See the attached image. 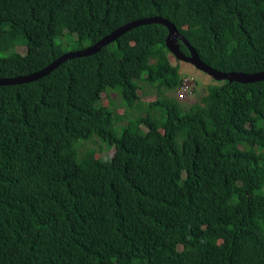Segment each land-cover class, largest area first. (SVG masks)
<instances>
[{
    "label": "trees",
    "instance_id": "trees-1",
    "mask_svg": "<svg viewBox=\"0 0 264 264\" xmlns=\"http://www.w3.org/2000/svg\"><path fill=\"white\" fill-rule=\"evenodd\" d=\"M154 17L214 70L264 71V0H0V79ZM167 36L141 25L0 86V264H264V81H217L184 108L164 94L184 80ZM109 92L143 112L115 114ZM93 135L112 156L79 155Z\"/></svg>",
    "mask_w": 264,
    "mask_h": 264
},
{
    "label": "water",
    "instance_id": "water-1",
    "mask_svg": "<svg viewBox=\"0 0 264 264\" xmlns=\"http://www.w3.org/2000/svg\"><path fill=\"white\" fill-rule=\"evenodd\" d=\"M148 24H161L168 29V36L166 38V46L169 52L177 59L182 62L189 63L193 65L196 69L206 73L209 77L214 79L215 81H228V82H238V83H254L264 81V71L259 73L253 74H245L240 72H219L217 70L208 67L204 64L201 59L199 58L198 54L196 53L195 49L188 43V41L181 36L178 31L176 30L175 26L167 20L160 19L158 17L154 18H147V19H140L128 23L124 26L119 27L118 29L114 30L112 33L107 35L106 37L102 38L100 41L95 43L92 46L87 47L84 50L66 53L54 60L48 66L43 68L42 70L15 78H8V79H0V86H9V85H18L23 83H29L36 81L49 73H51L54 69H56L60 64L65 61H68L72 58L78 57H86L97 53L102 47L114 42L117 38H119L124 33L130 31L133 28H136L141 25H148ZM179 41H181L185 47L188 49L189 54L185 55L179 47Z\"/></svg>",
    "mask_w": 264,
    "mask_h": 264
},
{
    "label": "rangeland",
    "instance_id": "rangeland-1",
    "mask_svg": "<svg viewBox=\"0 0 264 264\" xmlns=\"http://www.w3.org/2000/svg\"><path fill=\"white\" fill-rule=\"evenodd\" d=\"M58 43L63 42L64 49L66 52H70L71 50H76L77 45L72 43L71 41L67 42V37H62L61 39H57ZM17 51L24 53V47L16 48ZM171 62L174 65H178L180 69V75L184 79L181 87L175 92H164L165 95L174 98L177 100L184 108H188L191 104L198 102V100L204 96L207 92V86L212 84H220L221 82H217L211 77H209L206 73L196 69L193 65L177 60L172 54L169 56ZM142 87L139 89V95L141 97L142 102L145 104L151 103L158 96L157 89L146 82H140ZM143 88V89H142ZM142 91L145 92L142 94ZM145 94V95H144ZM102 102L104 105L111 104L113 107V112L115 114L123 113L126 110V106L123 104L118 93H103L102 94ZM128 112H131L132 115H137L142 113V110L138 109H129ZM123 125L126 124L125 121L122 122ZM117 131L120 130L121 125H115ZM77 149L80 156H82L88 150H94L96 153V157H110L114 153V148L109 146L106 142L101 140L98 136L93 135L87 139H82L77 143Z\"/></svg>",
    "mask_w": 264,
    "mask_h": 264
},
{
    "label": "built area",
    "instance_id": "built-area-1",
    "mask_svg": "<svg viewBox=\"0 0 264 264\" xmlns=\"http://www.w3.org/2000/svg\"><path fill=\"white\" fill-rule=\"evenodd\" d=\"M183 82H184V80H183ZM182 88V87H181Z\"/></svg>",
    "mask_w": 264,
    "mask_h": 264
}]
</instances>
